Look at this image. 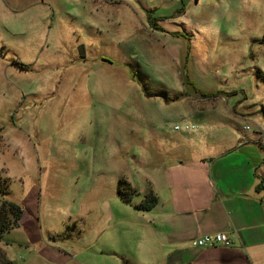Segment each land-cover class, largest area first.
<instances>
[{"label": "rangeland", "instance_id": "obj_1", "mask_svg": "<svg viewBox=\"0 0 264 264\" xmlns=\"http://www.w3.org/2000/svg\"><path fill=\"white\" fill-rule=\"evenodd\" d=\"M263 111L264 0H0V176L24 211L0 261L162 264L148 177L240 143L263 160Z\"/></svg>", "mask_w": 264, "mask_h": 264}, {"label": "crops", "instance_id": "obj_2", "mask_svg": "<svg viewBox=\"0 0 264 264\" xmlns=\"http://www.w3.org/2000/svg\"><path fill=\"white\" fill-rule=\"evenodd\" d=\"M239 146L196 151L195 161L181 159L158 179L148 177L158 203L142 213L156 214L151 225L165 245L162 264H264V159ZM217 234L233 246L194 247Z\"/></svg>", "mask_w": 264, "mask_h": 264}, {"label": "trees", "instance_id": "obj_3", "mask_svg": "<svg viewBox=\"0 0 264 264\" xmlns=\"http://www.w3.org/2000/svg\"><path fill=\"white\" fill-rule=\"evenodd\" d=\"M151 24H153L154 26V22ZM17 65H19L21 68H27V66L21 63H17ZM129 67L134 77L137 80L141 81L137 76L138 74L135 71H133L134 68L131 65ZM199 94H201V97L204 99H211V98L215 99L220 96L228 95L227 93H219L216 95H204L202 93ZM235 96L238 95L235 94L232 97ZM162 97H164V95ZM262 114L264 115V111L262 112ZM0 135H1V131H0ZM8 187H9L8 184L0 176V199L2 200V202H0V242L2 241L3 236L6 233H9L13 229L20 227V223L24 217V211L22 207L7 200L6 194L8 193L7 191ZM117 195L119 199L126 205H133L134 197L141 196L132 187V185L129 182H127L125 179H121L119 181L117 187ZM157 203H158V198L153 194L152 191H150L144 196V199L139 204L134 205V208L139 212H150L156 207ZM0 264H14V263L2 257Z\"/></svg>", "mask_w": 264, "mask_h": 264}, {"label": "built area", "instance_id": "obj_4", "mask_svg": "<svg viewBox=\"0 0 264 264\" xmlns=\"http://www.w3.org/2000/svg\"><path fill=\"white\" fill-rule=\"evenodd\" d=\"M193 245L197 249L215 246L232 247L233 241L229 238L227 234H217L202 237L194 241Z\"/></svg>", "mask_w": 264, "mask_h": 264}]
</instances>
